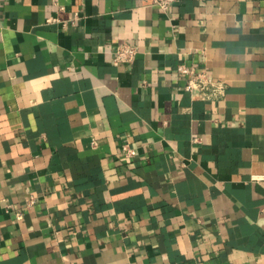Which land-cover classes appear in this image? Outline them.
Returning <instances> with one entry per match:
<instances>
[{
	"label": "crops",
	"instance_id": "crops-1",
	"mask_svg": "<svg viewBox=\"0 0 264 264\" xmlns=\"http://www.w3.org/2000/svg\"><path fill=\"white\" fill-rule=\"evenodd\" d=\"M0 264H264V0H1Z\"/></svg>",
	"mask_w": 264,
	"mask_h": 264
},
{
	"label": "built area",
	"instance_id": "built-area-1",
	"mask_svg": "<svg viewBox=\"0 0 264 264\" xmlns=\"http://www.w3.org/2000/svg\"><path fill=\"white\" fill-rule=\"evenodd\" d=\"M154 6L159 7L165 12H169L172 5L177 0H143ZM1 9V0H0ZM138 54V47L135 44L122 42L117 45L114 54V64H130L132 63ZM178 70L181 74L185 75L186 89L192 93L194 97L201 98L203 100H214L225 95L227 84L224 80L215 79L210 73L204 69H199L193 64L181 62L178 64ZM96 145V141L93 142ZM138 153L136 147L130 143H124L122 145L121 155L125 161L134 157ZM29 202H34V197L29 199ZM18 217L21 218L22 214L19 213Z\"/></svg>",
	"mask_w": 264,
	"mask_h": 264
}]
</instances>
